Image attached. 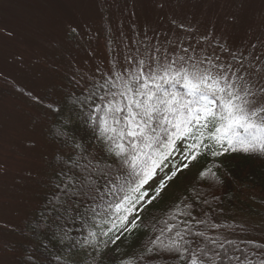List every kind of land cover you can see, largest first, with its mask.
<instances>
[{"label":"snow or ice","instance_id":"snow-or-ice-1","mask_svg":"<svg viewBox=\"0 0 264 264\" xmlns=\"http://www.w3.org/2000/svg\"><path fill=\"white\" fill-rule=\"evenodd\" d=\"M177 28L194 34L183 23ZM168 43L171 47L149 44L143 51L126 46L121 59L107 62V70L97 66L87 78H73L79 91L70 94V117L50 129L53 142L70 154L57 158L51 194L28 225L34 239L19 251L15 245L7 248L15 257L12 264H70L65 249L81 256L72 264H105L119 252L122 237L139 230L147 236L135 258L114 264H253L249 257L257 253L200 229L217 225L194 215L200 204L209 203L195 187L161 216L144 219L169 182L201 155L264 157V60L257 56L246 64L243 53L218 45L230 57L222 61L216 48L197 51L191 42ZM48 109L63 111L53 103ZM71 116L91 130L97 148L90 151L69 135ZM209 174L221 182L211 169L200 171L198 179ZM0 230L17 231L7 223ZM201 239L206 243L198 245Z\"/></svg>","mask_w":264,"mask_h":264},{"label":"rangeland","instance_id":"rangeland-1","mask_svg":"<svg viewBox=\"0 0 264 264\" xmlns=\"http://www.w3.org/2000/svg\"><path fill=\"white\" fill-rule=\"evenodd\" d=\"M181 23L194 34L178 30ZM168 41L216 48L222 61L230 57L218 45L243 53L246 64L264 60V0H0V225L17 229L0 230V264H12L7 248L20 242V225L36 209L58 151L45 118L48 104L68 89L67 78L107 70L126 46L143 51L149 44L171 47ZM223 214L264 241L263 192L242 188Z\"/></svg>","mask_w":264,"mask_h":264},{"label":"trees","instance_id":"trees-1","mask_svg":"<svg viewBox=\"0 0 264 264\" xmlns=\"http://www.w3.org/2000/svg\"><path fill=\"white\" fill-rule=\"evenodd\" d=\"M68 79V89L65 90V94L60 95L54 101V105L63 109L62 113L54 114L50 112L45 119V133L50 142H53V137L50 134L56 124L62 122L66 118L70 117L69 109L71 108L70 94L73 91H79L74 88L71 78ZM183 91V89H179ZM48 104V103H47ZM69 135L80 141L89 150L97 148L96 138L90 129H87L79 120L74 116H71V122L68 125ZM58 151L53 154L52 158L48 162V172L45 181L40 186L39 202L32 215L26 218L20 225L18 236L20 242L16 244L17 251L21 250L27 245L29 237L27 228L34 217H38L39 211L46 203L50 196L51 181L54 179L56 172L59 170V164L61 161L57 159L62 157L64 159L70 154L67 147H63L59 142H53ZM211 169L215 172L220 183H217L214 179L206 177L203 180L198 179L200 171H206ZM189 173H185L180 177H175L169 182V186L165 192L162 193L161 198L155 203V206H149L145 209L143 216L147 221L149 218L161 216L173 202H177L182 195H187V190L195 187L197 191H202L204 196L202 199L209 201L207 204H200L195 210L194 215H197L199 219L206 220L209 224H215V229L205 228L202 224L200 229L205 231V234L213 239H219L221 242L234 241L240 248L255 252L257 255L250 256L253 264H259L260 259H264L260 253L264 252V248H256V245L264 246V241L261 242L254 237L247 228L233 222L227 216L223 214V209L232 205L239 196L242 188L258 190L264 193V157L259 155H244L242 153L226 154L225 156L217 157L215 160L210 155H201L197 161L193 162ZM207 213L205 215L204 213ZM147 233L143 230L135 231L134 234L127 240L123 237L119 243V252L112 253L111 258L105 261V264H114V261L123 257L125 259H134L136 253L142 248L143 243L146 240ZM205 241L198 240V245H203ZM227 247V244H225ZM115 247V246H112ZM111 249L105 254V257L109 256ZM65 257L72 262L73 254L64 250ZM15 258V257H14ZM243 258V257H242ZM154 264H164L163 261L157 260ZM171 264V261H168Z\"/></svg>","mask_w":264,"mask_h":264}]
</instances>
